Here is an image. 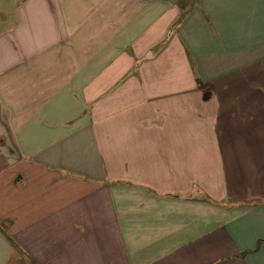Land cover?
Here are the masks:
<instances>
[{"label": "crops", "instance_id": "0c3cea01", "mask_svg": "<svg viewBox=\"0 0 264 264\" xmlns=\"http://www.w3.org/2000/svg\"><path fill=\"white\" fill-rule=\"evenodd\" d=\"M0 264H264V0H0Z\"/></svg>", "mask_w": 264, "mask_h": 264}, {"label": "trees", "instance_id": "16d2710c", "mask_svg": "<svg viewBox=\"0 0 264 264\" xmlns=\"http://www.w3.org/2000/svg\"><path fill=\"white\" fill-rule=\"evenodd\" d=\"M262 243V242H261Z\"/></svg>", "mask_w": 264, "mask_h": 264}]
</instances>
